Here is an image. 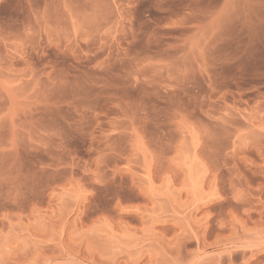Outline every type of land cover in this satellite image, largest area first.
I'll return each instance as SVG.
<instances>
[{
    "label": "rangeland",
    "instance_id": "374dc122",
    "mask_svg": "<svg viewBox=\"0 0 264 264\" xmlns=\"http://www.w3.org/2000/svg\"><path fill=\"white\" fill-rule=\"evenodd\" d=\"M0 264H264V0H0Z\"/></svg>",
    "mask_w": 264,
    "mask_h": 264
}]
</instances>
